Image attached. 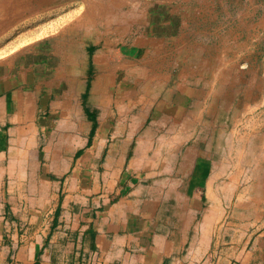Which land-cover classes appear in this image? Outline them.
Masks as SVG:
<instances>
[{"label": "crops", "instance_id": "1", "mask_svg": "<svg viewBox=\"0 0 264 264\" xmlns=\"http://www.w3.org/2000/svg\"><path fill=\"white\" fill-rule=\"evenodd\" d=\"M175 17L0 40V264H264V66Z\"/></svg>", "mask_w": 264, "mask_h": 264}, {"label": "rangeland", "instance_id": "2", "mask_svg": "<svg viewBox=\"0 0 264 264\" xmlns=\"http://www.w3.org/2000/svg\"><path fill=\"white\" fill-rule=\"evenodd\" d=\"M82 2H55L45 10L25 14L0 30V40L27 37L40 41L52 34L54 39L69 42L72 26L77 24L81 40L94 34L131 43L145 31L151 32L157 23L167 26L169 19L176 16L179 23L187 22L188 34L190 28L200 31L196 38L208 58L217 53H235L241 69L252 68L253 64L256 68L264 66V0H126L120 10L106 12L93 23L79 21L86 10ZM173 6L181 8L179 13H173Z\"/></svg>", "mask_w": 264, "mask_h": 264}, {"label": "bare ground", "instance_id": "3", "mask_svg": "<svg viewBox=\"0 0 264 264\" xmlns=\"http://www.w3.org/2000/svg\"><path fill=\"white\" fill-rule=\"evenodd\" d=\"M55 2H74V0H0V30L4 28L5 26L9 25L10 23L17 21L23 15L28 14V13H33L39 9H42L44 7L51 5L52 3L54 4ZM125 3H126V0H83L82 4L83 6H85L86 10H85L84 16L80 18L79 21H86L88 23H93L95 22L96 19L102 18L103 16H105L106 12H111V11L115 12V11L120 10L123 4ZM263 5H264V2H263Z\"/></svg>", "mask_w": 264, "mask_h": 264}]
</instances>
